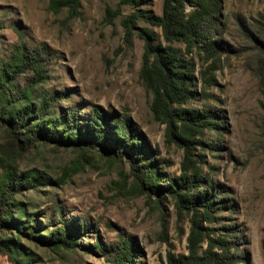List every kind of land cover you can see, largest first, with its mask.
Here are the masks:
<instances>
[{
	"label": "rangeland",
	"instance_id": "374dc122",
	"mask_svg": "<svg viewBox=\"0 0 264 264\" xmlns=\"http://www.w3.org/2000/svg\"><path fill=\"white\" fill-rule=\"evenodd\" d=\"M163 3L139 0L134 8L122 0H82L80 15L71 18L66 10L52 12L50 0H0V68L20 40L46 47L50 70L33 92L35 106L44 93L60 91L69 96L53 105L50 113L55 116L71 109L84 119L93 106H100L129 117L165 176L160 185L169 177L185 176L194 187L190 194L205 188L213 195L214 186L221 195V208L210 221L195 205L202 227L195 256L204 257L211 237L230 246L234 264H264V47L256 28L258 20L264 21V0H222L216 39L221 60L208 74L210 62L200 60L195 49L187 51L182 41L167 42L160 27L133 19L128 31L127 19L136 10L161 16ZM239 19L246 23L244 31ZM143 31L151 36L145 38ZM146 41L162 50L172 47L179 58L194 64L190 90L195 94L173 104L169 116L156 114L154 94L141 78ZM153 61L151 55L149 63ZM31 76H19L14 86L25 87ZM179 109L210 111L220 124L204 134L191 131L195 145L189 170L184 167L185 146L167 135L171 114ZM175 126L182 134V124L176 121ZM7 141L0 127V147ZM3 151L8 149L0 148V175L10 161ZM15 164L18 172L34 171L38 181L15 196L12 217L18 221L0 232V241H12L0 244V264H113L114 254L104 255L95 246L107 248L128 237L138 253L134 264H170V257L181 262L191 256L194 211L166 193L140 194L135 170L124 154L36 143L15 158ZM66 218L83 229L77 248L52 249L27 236L34 221L39 223L34 233L38 238Z\"/></svg>",
	"mask_w": 264,
	"mask_h": 264
},
{
	"label": "trees",
	"instance_id": "16d2710c",
	"mask_svg": "<svg viewBox=\"0 0 264 264\" xmlns=\"http://www.w3.org/2000/svg\"><path fill=\"white\" fill-rule=\"evenodd\" d=\"M82 0H50L49 8L54 13L64 10L69 12L71 18L80 15ZM123 4L138 8L139 0H122ZM222 0H164L161 16H149L136 10L127 19L126 27L135 20H145L149 25L160 27L165 39L169 43L182 41L187 51L197 50V56L206 63L207 74L214 69L215 64L221 60L222 49L217 42L218 32L221 29ZM191 10L187 13L186 10ZM241 29L246 28L245 21L239 19ZM259 32V42L264 47V21L258 20L256 27ZM143 36L151 35L143 31ZM146 39V40H147ZM144 65L141 78L146 86L153 92L154 110L157 115L169 116L170 107L173 104H181L195 93L190 88L193 84L194 67L192 60L181 59L176 55L174 48L162 50L159 45L152 46L146 41ZM221 49V50H220ZM259 50H262L258 47ZM153 55L154 61L150 64L149 57ZM50 53L46 47L39 45L30 47L20 40L10 53L8 61L0 68V127L7 134V144L0 148L7 159L5 172L0 175V232L13 228L17 219H13L14 199L24 190L32 189L38 178L34 171L18 172L15 158L22 152L31 148L36 143H54L57 148H71L72 150H84L85 147H98L110 156L125 155L135 170V185L138 192L147 195L162 196L166 193L176 199L177 205L185 206L194 211L192 219L191 256L181 262H175L171 257L170 264H234L235 258L230 246L224 240L208 237L207 250L204 257L195 256L197 242L200 241L202 229L198 216L200 205L203 209V218L211 220V214L221 207H217L219 192L213 186V195L206 189L198 193L190 194L192 187L181 176L177 179L169 177L168 183L160 185L165 178L158 168L157 160H151L150 151L141 140L140 133L131 119L118 113H109L100 106H93L89 115L82 119L78 110H64L59 116L50 113L51 108L58 101L66 99L69 95L65 92L55 91L44 93L39 98L37 106L32 102L34 90L47 80L50 70ZM30 72L31 77L25 87H15V79ZM206 80V76L204 75ZM209 80V77H208ZM214 114L177 110L171 114L168 137L178 138L185 146L187 157L184 167L188 170L192 159L191 146L195 145L191 139V131L204 134V131L218 130L220 124L214 120ZM82 124H80V121ZM182 124V134L176 131L175 122ZM84 123V124H83ZM136 164V168H135ZM186 168V169H187ZM196 168L195 166L193 167ZM197 170V169H195ZM186 191L185 194L182 192ZM217 195V196H215ZM190 206V207H189ZM73 223V224H72ZM34 221L28 229L27 236L37 239L42 244L54 249H74L79 247L78 238L82 236L83 229L75 228L72 219L60 221V227L48 232L46 236L34 237ZM17 230V229H15ZM12 241L1 240L0 244H9ZM96 250L104 255H113V264H134L137 256L131 237L116 244H110L107 248L101 245L95 246ZM214 249L221 251V255L213 253Z\"/></svg>",
	"mask_w": 264,
	"mask_h": 264
}]
</instances>
